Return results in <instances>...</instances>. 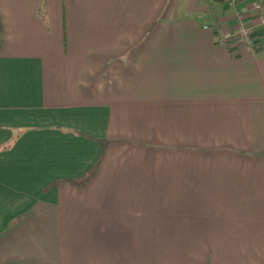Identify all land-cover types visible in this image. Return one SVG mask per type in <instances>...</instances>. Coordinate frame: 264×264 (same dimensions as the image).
I'll return each instance as SVG.
<instances>
[{
	"label": "crops",
	"instance_id": "0c3cea01",
	"mask_svg": "<svg viewBox=\"0 0 264 264\" xmlns=\"http://www.w3.org/2000/svg\"><path fill=\"white\" fill-rule=\"evenodd\" d=\"M255 2L0 0V264H264Z\"/></svg>",
	"mask_w": 264,
	"mask_h": 264
},
{
	"label": "built area",
	"instance_id": "2783aa9c",
	"mask_svg": "<svg viewBox=\"0 0 264 264\" xmlns=\"http://www.w3.org/2000/svg\"><path fill=\"white\" fill-rule=\"evenodd\" d=\"M253 9L255 10V12L257 14H259V22L260 25L264 26V7L262 5V3H253ZM206 28V26H204ZM219 38H218V42L222 43V41H224L226 34L220 29L219 30ZM235 32H238L240 34L241 37H243L244 39H248V30L246 28L245 25L243 24H239L237 26V28L235 29Z\"/></svg>",
	"mask_w": 264,
	"mask_h": 264
},
{
	"label": "trees",
	"instance_id": "16d2710c",
	"mask_svg": "<svg viewBox=\"0 0 264 264\" xmlns=\"http://www.w3.org/2000/svg\"><path fill=\"white\" fill-rule=\"evenodd\" d=\"M209 1H211V0H209ZM211 2H213V1H211ZM219 30H220V27H218L217 24H215L214 25V34H215L216 38L220 37L219 36L220 31Z\"/></svg>",
	"mask_w": 264,
	"mask_h": 264
},
{
	"label": "water",
	"instance_id": "95a60500",
	"mask_svg": "<svg viewBox=\"0 0 264 264\" xmlns=\"http://www.w3.org/2000/svg\"><path fill=\"white\" fill-rule=\"evenodd\" d=\"M213 2H216V3H225V2H228L229 0H211Z\"/></svg>",
	"mask_w": 264,
	"mask_h": 264
},
{
	"label": "rangeland",
	"instance_id": "374dc122",
	"mask_svg": "<svg viewBox=\"0 0 264 264\" xmlns=\"http://www.w3.org/2000/svg\"><path fill=\"white\" fill-rule=\"evenodd\" d=\"M214 3H216V2H214ZM255 3H260V2H255ZM217 4V3H216ZM219 5H222L223 3H218ZM243 4V2H240L239 3V5H242ZM261 4V3H260ZM252 7H253V5H252Z\"/></svg>",
	"mask_w": 264,
	"mask_h": 264
}]
</instances>
